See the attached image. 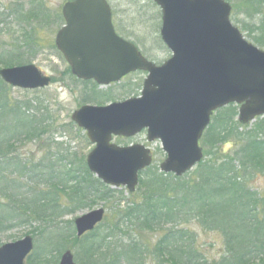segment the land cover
Wrapping results in <instances>:
<instances>
[{
    "label": "trees",
    "instance_id": "1",
    "mask_svg": "<svg viewBox=\"0 0 264 264\" xmlns=\"http://www.w3.org/2000/svg\"><path fill=\"white\" fill-rule=\"evenodd\" d=\"M19 9L20 5H16L10 10L18 24L33 18L41 24L42 18L49 21L45 12L38 11L23 14L27 17L24 20ZM263 11L264 0H234L231 17L233 21L241 15L251 21L258 19L256 26L246 24L244 31L249 36L255 35L252 42L264 49ZM58 19L62 24L60 13ZM22 39V46L32 54L34 34L23 30ZM14 42L9 58L0 57V66L26 63L20 54L19 38ZM64 75L73 78L69 67ZM74 81L92 85L84 104L98 103L103 98L101 92L95 91L94 83ZM1 85L6 84L0 79ZM8 106L6 97L0 95V227L15 221L28 223L61 218L100 202L110 212V218L106 216L102 224L82 238L74 235L71 222H66L67 229L57 228L49 234L51 244L47 247L51 250L48 253L56 257L53 264L66 250L72 251L76 264H145L150 257L155 264H199L201 252L192 244L191 231L186 227L191 222L199 229L221 235L224 251L214 264H264V193L253 190L250 185L253 180L264 178V116L255 119L251 129L245 131L248 125L235 120L236 106L219 109L199 142L204 157L195 169L179 178L158 170L145 180L140 178L141 199L134 197L122 205L119 196L122 192L113 191L98 181L87 170L84 157L66 159L60 152L55 163L22 162L18 145L39 141L46 135L44 121L49 117L41 115L37 119L26 115L27 105L24 106L26 113L17 106L12 109ZM8 114L10 123L6 122ZM229 143L235 146L233 152H217L221 145ZM50 157L48 154L46 158ZM57 164L67 168L56 171ZM21 179L26 181L24 192L19 184ZM41 184L47 190L40 191L37 187ZM60 199H65L66 204L62 205ZM132 227H136L134 236L130 232ZM158 229L164 234L156 244L144 242L145 233ZM45 264L51 261L46 260Z\"/></svg>",
    "mask_w": 264,
    "mask_h": 264
},
{
    "label": "water",
    "instance_id": "2",
    "mask_svg": "<svg viewBox=\"0 0 264 264\" xmlns=\"http://www.w3.org/2000/svg\"><path fill=\"white\" fill-rule=\"evenodd\" d=\"M153 2L161 9L160 39L171 52L161 66L116 35L105 0L65 3L61 12L66 25L54 42L71 75L99 87L134 72L147 74L140 97L82 106L70 117L94 145L85 159L90 173L131 194L139 173L152 162L150 150L138 144L119 147L111 143L113 137L134 138L146 130L147 142L158 140L166 156L160 172L179 178L202 161L199 141L218 109L239 106L242 125L264 116V51L246 42L231 24V6L225 0ZM0 78L23 90L44 89L51 81L33 65L5 67ZM104 214L95 209L75 218V235L93 231ZM33 248L28 236L2 245L0 264H25ZM58 264H74V256L67 250Z\"/></svg>",
    "mask_w": 264,
    "mask_h": 264
},
{
    "label": "rangeland",
    "instance_id": "3",
    "mask_svg": "<svg viewBox=\"0 0 264 264\" xmlns=\"http://www.w3.org/2000/svg\"><path fill=\"white\" fill-rule=\"evenodd\" d=\"M226 1L231 4V6L233 5L234 0ZM63 3L64 0H39L38 2L35 0H0L1 59L9 58L10 53L14 49V41L19 38V43L21 44L19 48L20 54L22 59L26 61V63L23 61L24 63L22 65L29 62V64L37 66L43 75L52 78V83L46 89L36 91H23L18 88L12 89L6 85H1L0 87V95L6 97L10 104V107L8 106L9 109L17 106L23 113L26 111L24 106L27 105L28 113L24 112L26 115H34L37 119H40L41 115L49 117L44 121V128L48 130L46 135L39 139V141L18 145L17 152L19 154V159L24 163L38 164L42 160L55 163L57 154L60 152L62 155L66 156V159H71V156H73L78 160L84 157L85 160L86 156L92 151L93 145L86 139L85 133L82 130L80 131L72 122L70 118L71 114L80 109V106L83 105L106 106L111 104V102H122L127 99L136 98L140 96L143 86L142 82L146 78V74L143 72L133 73L122 79L119 83L111 84V86L108 87H98L96 85L95 91L98 93L101 92L103 98L101 101L99 100L98 103L84 104L83 102L86 97H89L92 85L84 86L74 81V77L73 79L69 75H64L68 65H66L63 57L57 50L54 49L56 31L61 25L58 14ZM16 5H20L19 14L22 16L23 14L27 15L28 12L33 13V11H38L39 13L45 12L44 14H47L49 17V24L44 20L45 18L41 19L42 24L39 23V20L34 18L31 21H23L21 24H18L15 16L10 14V10L14 9ZM109 5L113 11L115 31L118 35L126 41L133 42L149 61H153L157 65L163 64V62L170 57V52L165 48L161 39H159L161 13L160 9L155 6L152 0H109ZM262 14L264 16V11ZM23 18L24 20L27 19L26 16H23ZM257 21L258 19L251 21L244 15L238 16V20L236 21H233V15L231 17L232 25L237 27L244 39L254 46L256 45L252 42V38L255 35L249 36L248 33L244 31V27L247 26L246 24H251L254 27ZM23 30L34 34L35 40L32 44L33 55L22 46ZM256 47L258 48L259 46ZM261 50L264 49L261 48ZM0 69H3V67L0 66ZM236 111L238 112V109ZM6 122L10 123L9 114ZM254 123L255 121L252 122L245 131H249ZM146 137L145 132L136 135L133 139L114 138L112 141V143L120 147L139 144L151 150L154 160L149 168L152 170L146 171V173L140 177L144 180L147 179V177H151L157 170L159 172L158 166L166 157L159 141L147 143ZM234 150V144L229 143L221 145L217 152L219 154L221 152L228 154ZM48 154H51L50 158H46ZM64 167L67 168V166L57 164L56 171H61ZM25 182L26 181L23 179L19 181V184L22 186L21 192L26 190ZM250 185L253 190L264 193L263 177L253 180ZM46 187V185L41 184L37 188L41 191L47 190ZM115 190L122 192V195H119L122 205H126L127 202L133 200L134 197L136 200L141 199L143 193V189L139 188V186L136 187V192L134 194H129L124 188ZM61 200L62 199H60V203L62 205L66 204L65 199ZM3 202L6 203L5 201ZM95 209H105L104 203L100 202L95 204L92 208H84L72 213H67L61 218L43 220L45 222L32 220L31 222H26V224L15 221L10 225L0 227V247L5 244H11V242L21 241L27 236L32 237L34 248L33 252L27 257L26 264H45L46 260H50L51 264H53L55 263V254L52 257L49 256L50 254L48 251L51 249L47 247L51 244L49 234H52L57 228L67 229L68 226H66V222H71L72 224L75 218L81 217L87 212ZM105 212H107L106 216L110 218V212L107 209H105ZM48 222L52 223L49 224ZM186 227L191 231L192 244L201 252L199 264H214V262H217L224 251L221 235L218 232H206L203 229H199L195 222H191L190 225L188 224ZM73 229L71 228L74 233ZM135 230L136 227L131 228V235L134 236V233H136L134 232ZM163 234L164 231L161 229L149 231L144 234V239H146L144 242H148V245H150V243L154 245ZM140 240L142 241V239ZM59 260L60 258L56 264H58ZM145 264L155 263H152V257H150Z\"/></svg>",
    "mask_w": 264,
    "mask_h": 264
},
{
    "label": "flooded vegetation",
    "instance_id": "4",
    "mask_svg": "<svg viewBox=\"0 0 264 264\" xmlns=\"http://www.w3.org/2000/svg\"><path fill=\"white\" fill-rule=\"evenodd\" d=\"M68 1H72V0H68ZM106 1H108V0H106ZM65 2H67V1H65ZM59 13H60V16H61V19H62V23L65 25L66 22H64V19L62 18V12H61V10H59ZM113 26L115 28V25H113Z\"/></svg>",
    "mask_w": 264,
    "mask_h": 264
}]
</instances>
